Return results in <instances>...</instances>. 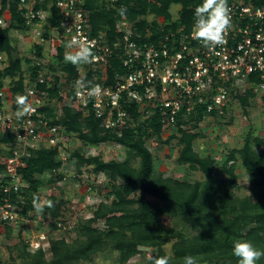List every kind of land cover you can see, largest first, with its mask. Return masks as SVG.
<instances>
[{
    "label": "trees",
    "instance_id": "trees-1",
    "mask_svg": "<svg viewBox=\"0 0 264 264\" xmlns=\"http://www.w3.org/2000/svg\"><path fill=\"white\" fill-rule=\"evenodd\" d=\"M53 1L36 0L35 9H47ZM199 3L201 0H118L113 4L107 0H84V8L89 11L94 31L106 30L109 37L113 38L115 23L121 17H126L137 28L142 29L147 24V16H161L170 21V7L173 4H180L179 19L174 25L184 24L189 29L194 23V10ZM122 7L127 9L124 16L118 12ZM9 11L10 25L0 31V53H4L8 59L7 66L0 70V88L3 86L2 79L12 78L13 85L9 90L13 97V106L17 108L16 97L26 95L24 88L28 82L37 78L40 67L31 64L33 57L22 60L17 56V48L10 32L14 29L26 30L28 27L21 16L17 0L10 2ZM50 11L52 18L44 25L46 38L49 35V27H59L60 23L57 9L51 6ZM153 25V30L157 31V25ZM34 47V57L40 56L42 46L36 44ZM65 48V42H61L54 61L60 65L70 82L77 76V64L73 65L65 59ZM24 63H29L28 75L22 70ZM112 64L115 71H122L117 55L113 57ZM108 74L112 78L114 72L109 69ZM249 80L257 78L252 75ZM58 81L59 78L54 76L55 85ZM37 88L41 91L45 86L40 84ZM236 96L244 111L250 104L249 99L256 97L251 89ZM47 97L62 99L56 89H48ZM1 100L0 98V103ZM40 111H43L53 124L61 125L64 132L76 134L87 145L96 146L111 142L122 146L125 157L123 161L104 160L100 156H85L80 151L73 152L71 157L76 160L77 174L86 166L92 167L93 173H102L108 178L111 187L107 197H111V201L97 205L92 218L81 223L77 229L78 237L72 242H66L62 238L50 239L48 257L41 249L27 251L28 241L20 240L19 244L13 246L16 254L11 256L12 261L8 264H15L16 260H19L20 264H76L89 261L93 255L105 251L110 246L118 252V262L126 264L142 252V247L156 249L154 257L166 255L163 246L169 240L173 241L171 264H182L181 258L186 254L197 256L199 263L238 264V258L231 253V246L233 239L240 235L251 239L259 248L264 249V154L255 151L251 145L254 141L256 146L263 147L264 140L260 137L252 140L250 136H246L243 145L228 152L222 163L218 164L211 155L201 156L193 147V141L199 134L191 129L196 126L195 121L204 117L202 108L190 115H184V110H181L175 122L180 145L176 162L202 174L203 180L192 182L164 177L155 171L154 157L145 144V138L149 134H160L162 130L160 113L157 110L151 112L148 118L142 119L138 105L133 102L128 109L133 122L124 127L120 134L103 128L100 120L91 112L84 116L73 107L62 106L60 115L56 117V110L52 106H46ZM11 141L12 137L9 135L0 136L1 144ZM8 154L6 151L3 155ZM236 154H239L240 164L249 182V194L243 196L235 193L239 187L235 168ZM24 161L25 166L19 169V173L28 186L10 197L11 202L18 205L17 213L20 217L35 210L36 203L40 201L39 176L50 172L56 176V180L64 177L60 173L63 162L56 147L33 150ZM134 161H137V166ZM2 169L3 165L0 163V171ZM219 174L225 177L219 178ZM2 196L0 190V201ZM49 200L53 201L54 206L42 205L43 212L53 220L52 224L55 226L61 216V206L66 202L55 197ZM162 215L171 217L174 225L164 226ZM98 221L103 222L102 228L94 226ZM178 221L181 222L180 226L177 225ZM0 226L6 228L7 237H10L11 227L1 222ZM185 227L195 233L184 234ZM257 264H264V257H261Z\"/></svg>",
    "mask_w": 264,
    "mask_h": 264
},
{
    "label": "built area",
    "instance_id": "built-area-1",
    "mask_svg": "<svg viewBox=\"0 0 264 264\" xmlns=\"http://www.w3.org/2000/svg\"><path fill=\"white\" fill-rule=\"evenodd\" d=\"M11 1L0 0V31L10 25ZM117 1L107 0L111 4ZM17 2L25 25L33 29L40 41L45 40L43 27L52 18L50 7L57 9L59 27H49V37L56 36L59 43L52 44L51 60H55L59 44L65 42L67 45L73 38L80 43H88L94 55L90 62L77 64L76 78L68 82L64 73L65 80L57 76L59 81L55 85L45 57L48 53L42 49L40 56L33 57V64L40 67L38 76L24 88L34 110L18 119V107L15 108L12 103L8 108L1 101L0 136L6 134L12 137L11 142L2 144L9 154L0 158L3 165L0 171V190L3 193L0 201L1 223H13L18 217L19 207L11 202L10 197L28 186L19 169L25 166L24 159L33 150L56 147L62 162L67 159L62 154L64 129L53 124L40 111L48 106L44 103L48 89H56L59 96L66 99L67 103L63 106L73 107L84 116L91 112L103 128L118 134L133 122L128 112L133 102L138 105L142 119L148 118L154 110L159 111L164 129L175 126L181 110H184V115H190L202 108L204 117H220L229 101L231 85L242 87L243 92L251 89L256 96L264 97V0H227L231 26L225 33L224 42L213 48L205 47L193 38L194 23L189 29L184 24L174 25L179 17L170 21L161 16L151 20L146 17L147 24L142 29L126 17H121L115 23V36L110 38L106 30L94 31L89 11L84 8V0H54L47 9H35L36 0ZM154 23L157 31L153 30ZM42 43L37 42V45ZM75 50V47H66L65 56ZM115 55L119 58L121 72L113 67ZM1 64H7L4 53H0ZM109 69L114 72L113 80L109 77ZM252 75L257 80H249ZM62 83H67L65 88ZM40 84L45 86L44 90H38ZM97 86L99 90L90 95ZM62 88L64 95L61 94ZM4 93L5 87L2 86L1 99ZM61 111L62 106H59L55 111L56 117ZM56 227L66 229L58 220ZM36 239L28 243L35 249L31 252L39 249L44 252L45 247L50 248V239L44 232L39 233Z\"/></svg>",
    "mask_w": 264,
    "mask_h": 264
},
{
    "label": "rangeland",
    "instance_id": "rangeland-1",
    "mask_svg": "<svg viewBox=\"0 0 264 264\" xmlns=\"http://www.w3.org/2000/svg\"><path fill=\"white\" fill-rule=\"evenodd\" d=\"M180 4L172 5L170 7L171 19L176 20L179 17ZM159 19L158 17L147 16V20ZM161 19V18H160ZM45 31V27H43ZM11 37L14 40V44L17 48V56L23 58L34 57L35 45L37 42H43L42 48L46 51V58L49 61L48 67L50 76H59L64 79L65 74L60 69L54 60H51L50 50L52 44H58L59 38L51 36L45 40L48 42L40 41L35 37L32 28L26 30H18L10 32ZM54 59V58H52ZM33 62H31L32 64ZM29 64V63H28ZM28 64L22 65L24 74L28 75ZM7 66V64L0 65L1 68ZM14 80V79H13ZM65 80V79H64ZM2 85L5 87V93L1 101L8 108L12 106L13 97L9 88L13 85L12 78H4L1 80ZM67 84V83H65ZM65 84L61 85L65 88ZM230 96L227 103L224 114L218 116H205L201 120L195 121L196 126L191 130L197 132L199 137L193 141L194 149L201 154V156L211 155L218 164H221L225 156L231 150L239 149L244 142L246 136L253 138L260 137L264 140V100L260 96L249 99V105L245 109L240 106L237 99V94L243 92L242 87L230 86ZM247 90V89H246ZM61 94L64 95L65 91L61 89ZM48 98L45 97L44 103L48 106H52L55 110H58L59 106L67 103L66 99L61 97ZM185 128V127H183ZM1 135V134H0ZM62 148L64 149L66 161L60 168V173L63 174V178L56 180V176L52 173H44L38 178L41 181L39 187L41 206L45 204V201L51 197H55L60 200H64L66 203L61 206V216L58 221L66 227L64 230L57 229L56 225L52 224V219L44 214L43 211L37 209L28 212L27 216L20 217L18 215L15 222L6 224L11 227L10 237H7L6 228L0 226V261L2 264L10 263L11 256L16 254L13 246L19 244L20 240H26L28 243L37 240L36 236L44 232L47 239H64L66 242H72L77 235V229L80 227L84 220L92 218L93 211L96 209L100 202H110L111 197L108 198L107 194L110 191L111 182L108 178L102 174H95L92 172V167H82L81 173H76V160L71 157V154L75 151H80L85 156H100L104 160H118L123 161L125 157V150L122 146L105 142L99 145H87L81 141L76 134L62 133ZM145 144L151 151L154 157V168L156 173L162 174L164 177H172L177 180H203V176L199 171H192L187 165H179L176 160L179 154L178 143V131L176 126H169L161 130L160 134H149L145 138ZM252 148L260 154H264V146H256L252 141ZM6 152V149L0 143V158ZM236 172L238 177V189L235 193L239 196L249 194V182L247 176L240 164L239 154H236ZM137 166V161L133 162ZM225 175H220L219 178H223ZM119 183V182H118ZM115 183V184H118ZM37 205V203H36ZM19 209V208H18ZM161 220L163 225L171 227L174 225V220L167 216L162 215ZM178 226L181 222L178 221ZM94 226L99 228L103 227V222L98 221L94 223ZM184 234L192 235L195 232L190 230L189 227H185ZM172 240L167 241L163 246L166 254L171 252ZM27 251L31 252L34 247L27 246ZM142 252L133 258H131L126 264H147L149 262L148 257L156 255V249L141 248ZM45 255H50V248L45 247ZM118 252L115 251L112 246L108 247L105 251L99 252L91 257L89 261H81L76 264H120L117 260ZM15 264H20L19 260H16ZM199 264H220V263H199Z\"/></svg>",
    "mask_w": 264,
    "mask_h": 264
},
{
    "label": "clouds",
    "instance_id": "clouds-1",
    "mask_svg": "<svg viewBox=\"0 0 264 264\" xmlns=\"http://www.w3.org/2000/svg\"><path fill=\"white\" fill-rule=\"evenodd\" d=\"M121 16L126 15L127 9L122 7L118 9ZM231 26L230 10L227 0H201L194 10V32L193 38L200 41L205 47L213 48L224 42L226 31ZM69 49L75 47V51L66 54L65 59L76 64H86L93 57V49L88 43H80L73 38L66 45ZM8 63V59H7ZM83 86V85H82ZM99 90L97 86L90 95H94ZM18 111L17 118L20 119L28 115L34 109L28 102L26 95L16 97ZM38 199V198H37ZM47 207H53V201H45ZM37 209L43 211V207L37 203ZM231 253L238 258V264H257L261 257H264V249L259 248L251 239L243 235L237 236L232 241ZM173 253L169 252L164 256H149L151 264H171ZM182 264H199L197 256L186 254L181 258Z\"/></svg>",
    "mask_w": 264,
    "mask_h": 264
},
{
    "label": "crops",
    "instance_id": "crops-1",
    "mask_svg": "<svg viewBox=\"0 0 264 264\" xmlns=\"http://www.w3.org/2000/svg\"><path fill=\"white\" fill-rule=\"evenodd\" d=\"M173 5H175L176 7H177V4H173ZM172 6V5H171ZM180 9V8H179Z\"/></svg>",
    "mask_w": 264,
    "mask_h": 264
}]
</instances>
